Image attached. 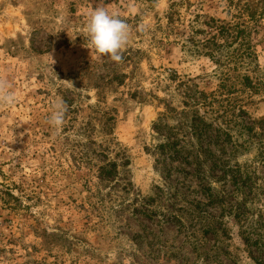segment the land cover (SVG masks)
I'll list each match as a JSON object with an SVG mask.
<instances>
[{"label": "rangeland", "instance_id": "rangeland-1", "mask_svg": "<svg viewBox=\"0 0 264 264\" xmlns=\"http://www.w3.org/2000/svg\"><path fill=\"white\" fill-rule=\"evenodd\" d=\"M96 6L0 0V264H264V0Z\"/></svg>", "mask_w": 264, "mask_h": 264}, {"label": "clouds", "instance_id": "clouds-1", "mask_svg": "<svg viewBox=\"0 0 264 264\" xmlns=\"http://www.w3.org/2000/svg\"><path fill=\"white\" fill-rule=\"evenodd\" d=\"M104 0H99V6L93 8L87 21V36L90 45L101 56H107L111 61H122V51L130 40L129 25L117 15L109 13L103 6ZM6 83H0V92L7 88ZM0 101L13 103L14 97L10 92L0 94ZM68 105L63 98L55 101L47 123L54 129L63 127Z\"/></svg>", "mask_w": 264, "mask_h": 264}, {"label": "trees", "instance_id": "trees-1", "mask_svg": "<svg viewBox=\"0 0 264 264\" xmlns=\"http://www.w3.org/2000/svg\"><path fill=\"white\" fill-rule=\"evenodd\" d=\"M203 126L205 127L206 125L203 124ZM196 127H197V123H196V122H194L191 126H189L191 132H193L192 135H193V134H194V135H197V139H199V137H200V135H201V131H199L197 134H195V133H196V132H195ZM171 147H173V146H172V143H170V142L168 141V139H167V144H166L165 146L161 145V148H160V149H165V148L171 149ZM193 154H194V153H193ZM193 159H194V160L197 159L196 155L194 156ZM194 162H195V161H194ZM233 187H234L233 192H238V191H239V188L236 187V185H234ZM193 218H194V217H193ZM242 240L245 242L244 244L246 245V247H248V246H254L258 251H261V246H264V243H261V242H260V239H259V240H255L254 242L251 241L250 238H246V239H242ZM249 241H250V242H249ZM249 253H250V252H249ZM249 253H248V254H249Z\"/></svg>", "mask_w": 264, "mask_h": 264}]
</instances>
